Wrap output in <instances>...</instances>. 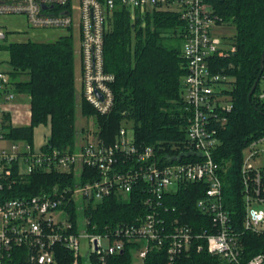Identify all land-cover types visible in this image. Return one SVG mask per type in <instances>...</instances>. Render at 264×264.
Here are the masks:
<instances>
[{
  "label": "built area",
  "instance_id": "obj_1",
  "mask_svg": "<svg viewBox=\"0 0 264 264\" xmlns=\"http://www.w3.org/2000/svg\"><path fill=\"white\" fill-rule=\"evenodd\" d=\"M119 9L128 11L133 21L168 10L184 22L181 50L186 74L180 95L188 119L186 138L182 146L171 148L172 154L159 145L139 147L123 125L112 144L96 137L73 151L45 149L48 136L40 146L7 140L3 103L14 93L8 88V75L0 71V264H60L67 252L70 264H92V257L97 264H107L108 257L123 251L125 242L135 243V264H143L151 251L165 252L174 263L192 245L202 249V240L208 253L229 264H264V254L243 256L241 238L223 206L222 168L212 156L219 144L215 123L224 122L221 114L231 108L229 78L214 72L212 63L232 49L220 35L225 24L209 0H0L1 16H22L30 28L61 29L72 37L73 30L77 32L74 53L82 97L101 115L113 107L114 76L104 68V38ZM258 84V97L264 99V70ZM262 153L264 135L246 146L241 166L242 225L257 234L264 233V166L256 167L253 161ZM37 172L63 174L68 182L35 195L15 189ZM200 183L206 190L196 207L210 218L209 230L195 232L176 218L165 219L169 206L164 196ZM134 190L143 191L145 214L129 224L89 231L83 215L87 205L107 197L125 200Z\"/></svg>",
  "mask_w": 264,
  "mask_h": 264
},
{
  "label": "trees",
  "instance_id": "obj_2",
  "mask_svg": "<svg viewBox=\"0 0 264 264\" xmlns=\"http://www.w3.org/2000/svg\"><path fill=\"white\" fill-rule=\"evenodd\" d=\"M209 2L218 18L235 30L229 39L232 50L212 63L214 72L228 76L227 94L231 98L230 110L221 114L224 122L215 123L219 144L212 156L222 168L224 209L230 216L232 230L241 238L243 256L249 259L264 254V233L243 229L241 178L244 149L264 135V99L258 97L259 84L248 100L251 87L263 73L259 76L264 50V0ZM183 28L184 22L168 10H156L136 21L124 9L115 12L112 28L104 38L103 59L105 71L114 76L110 85L113 107L110 113L101 115L84 99L80 102L81 115L95 118L96 137L102 143L112 144L122 125H130L135 144L141 148L159 145L172 154L171 148L185 140L188 119L180 95L181 81L186 74L181 50ZM6 50L13 74L24 77L14 83V89L26 94L30 104L29 124L13 127L5 123L6 139L32 144L34 128L45 125L49 126L45 149L73 151L76 140L73 37L62 36L50 43H11L6 45ZM66 181L68 178L63 174L37 172L15 189L25 195H35ZM205 190L203 183L186 184L175 194L164 196L169 216L163 214V217L176 218L195 232L209 230L210 218L196 207ZM142 193L134 190L125 200L107 197L96 205H87L83 215L88 218L89 231L98 233L115 224L134 222L147 212ZM70 209L75 217L74 205ZM201 244L202 249L198 250L194 244L174 263L168 261L165 252L151 251L143 264H229L208 253L203 240ZM134 249V242H125L123 251L108 257L107 264H133ZM70 261L71 255L67 252L60 264H70ZM91 261L98 263L93 257Z\"/></svg>",
  "mask_w": 264,
  "mask_h": 264
},
{
  "label": "crops",
  "instance_id": "obj_3",
  "mask_svg": "<svg viewBox=\"0 0 264 264\" xmlns=\"http://www.w3.org/2000/svg\"><path fill=\"white\" fill-rule=\"evenodd\" d=\"M0 29L4 33V38L0 40V71L5 72L8 75V80H9L8 88L14 93V97L12 100L3 103V107L5 111L4 118L7 117L8 123L13 127L28 125L30 122L29 97L24 93L16 92L14 89V83L23 79L24 77L22 76V74L18 76L13 74V69L9 63V53L6 50V45L11 43H26V42L50 43L68 34H66V32L62 34H58L59 30L56 29L30 28L24 17L15 16V15H11V16L0 15ZM51 30H55V31H51ZM78 86H79L78 87L79 93L78 95H76V101H78L80 104L81 99L83 100V97L79 82H78ZM75 91H76V87H75ZM41 126L48 128L47 135H49V126H45V125H41ZM41 137L43 141L45 135H42ZM81 141H84V139L82 138ZM32 144L34 146H39V144L34 143V140L32 141ZM77 145L79 146L81 144H77ZM77 145L75 144L74 149L78 147Z\"/></svg>",
  "mask_w": 264,
  "mask_h": 264
},
{
  "label": "rangeland",
  "instance_id": "obj_4",
  "mask_svg": "<svg viewBox=\"0 0 264 264\" xmlns=\"http://www.w3.org/2000/svg\"><path fill=\"white\" fill-rule=\"evenodd\" d=\"M138 18H140V17H138ZM136 19L134 21H136ZM142 26L144 27L143 23H142ZM48 31H50V30H48ZM51 31H55V30H51ZM222 31L223 32L220 33V35H222L223 37H225L228 40L231 39L235 33L234 27L231 24H225ZM58 32H59L58 34H62L65 31L59 29ZM77 39H78L77 32L75 30H73L74 51L77 47ZM227 44L229 45V41L227 42ZM74 60H75V73H76L75 74V87H76V95H78V93H79V88H78L79 86H78V80H77V78H78V61H77L76 55L74 56ZM229 103L231 104L230 99H229ZM123 126H125V125H123ZM126 127L128 128L129 133H131V132L133 133L130 125H126ZM47 131H48L47 127H44L41 125L35 127L34 131H33L34 143L39 144V146L41 145V142L43 144L44 139H46L47 136L49 137V135H47ZM97 132H98V128H97L96 123H95V118L91 117V118L85 119L81 115L80 104L78 101H76V110H75L76 140H75V144L77 145V144H82L83 142H85V141H81L82 138L86 141L96 138ZM42 135H45V138L43 139V141H42V137H41ZM5 144L6 145L9 144V142H6ZM18 145H21V143H18ZM253 164L256 167L264 166V153L259 155L258 158L255 159V161H253ZM135 262H136V259L133 261V264H135Z\"/></svg>",
  "mask_w": 264,
  "mask_h": 264
},
{
  "label": "water",
  "instance_id": "obj_5",
  "mask_svg": "<svg viewBox=\"0 0 264 264\" xmlns=\"http://www.w3.org/2000/svg\"><path fill=\"white\" fill-rule=\"evenodd\" d=\"M259 67H260V73H259V76H260L261 73H262L263 70H264V50H263V53H262L261 58H260V65H259ZM258 81H259V77L256 79V81L254 82L253 86L251 87V89H250V91H249V93H248V100H250L252 94L254 93V91H255V89H256V86H257V84H258ZM182 155H183V154H182ZM182 155H180L179 157H176V160H179V159L181 158ZM188 155H189V153L184 154V156H188Z\"/></svg>",
  "mask_w": 264,
  "mask_h": 264
},
{
  "label": "bare ground",
  "instance_id": "obj_6",
  "mask_svg": "<svg viewBox=\"0 0 264 264\" xmlns=\"http://www.w3.org/2000/svg\"><path fill=\"white\" fill-rule=\"evenodd\" d=\"M8 127V126H7Z\"/></svg>",
  "mask_w": 264,
  "mask_h": 264
}]
</instances>
